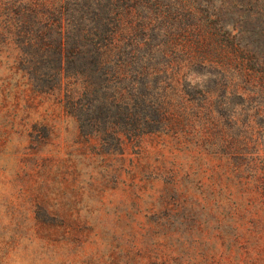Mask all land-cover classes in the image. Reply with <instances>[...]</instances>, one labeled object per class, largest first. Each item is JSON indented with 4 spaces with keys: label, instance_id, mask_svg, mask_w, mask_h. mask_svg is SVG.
<instances>
[{
    "label": "rangeland",
    "instance_id": "obj_1",
    "mask_svg": "<svg viewBox=\"0 0 264 264\" xmlns=\"http://www.w3.org/2000/svg\"><path fill=\"white\" fill-rule=\"evenodd\" d=\"M24 1L0 0V264H264V0H231L222 55L178 75L194 105L179 128L122 149L91 113L116 101V77L58 86L46 53L31 84L24 36L4 26Z\"/></svg>",
    "mask_w": 264,
    "mask_h": 264
},
{
    "label": "trees",
    "instance_id": "obj_2",
    "mask_svg": "<svg viewBox=\"0 0 264 264\" xmlns=\"http://www.w3.org/2000/svg\"><path fill=\"white\" fill-rule=\"evenodd\" d=\"M54 1L46 4V0H25L18 7L17 17L5 20L8 32H22L24 52L35 55L27 65L31 84L37 86L45 73L46 60L37 57L46 53L53 54L52 71L58 86L67 76H92L100 84L101 77L110 74L126 81L125 88L118 86L120 81L116 80L115 102L110 105L97 99L91 108L94 120L112 119L116 125L118 149L123 145L121 136L136 138L146 132L165 133L179 128L186 111L194 105L183 81L177 77L189 68L212 63L215 55H222L225 43H218L227 38L218 37L217 17L225 13L231 0ZM46 13L55 18L46 20ZM222 33L234 38L225 28ZM178 53L186 57L177 60ZM156 78L161 80L154 87L143 83ZM164 79L169 84L160 86ZM82 83L78 81L76 85L78 95L97 89L90 91ZM149 89L155 95L149 96ZM67 92L66 98L71 99L74 92ZM214 109L210 107L208 112ZM146 117L152 122L140 124ZM79 121L89 123L84 113Z\"/></svg>",
    "mask_w": 264,
    "mask_h": 264
}]
</instances>
